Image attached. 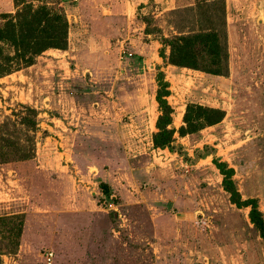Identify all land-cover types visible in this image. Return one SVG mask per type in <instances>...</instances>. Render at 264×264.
Segmentation results:
<instances>
[{
    "label": "rangeland",
    "instance_id": "obj_1",
    "mask_svg": "<svg viewBox=\"0 0 264 264\" xmlns=\"http://www.w3.org/2000/svg\"><path fill=\"white\" fill-rule=\"evenodd\" d=\"M30 1L66 15L68 44L0 77V216L23 220L14 253L0 237V264H264L249 208L230 201L212 162L234 168L264 217V0H225L223 75L159 56V37L177 33L172 11L196 0ZM15 11L0 0V15ZM159 70L174 151L153 143ZM190 103L225 116L182 136ZM21 105L35 127L15 123Z\"/></svg>",
    "mask_w": 264,
    "mask_h": 264
},
{
    "label": "trees",
    "instance_id": "obj_2",
    "mask_svg": "<svg viewBox=\"0 0 264 264\" xmlns=\"http://www.w3.org/2000/svg\"><path fill=\"white\" fill-rule=\"evenodd\" d=\"M14 5V13L0 15V77L33 64L36 57L48 49L65 50L68 44V21L63 12L45 4L35 5L30 0H14ZM172 14L179 17L172 24L177 33L159 37L158 41L162 45L159 56L170 65L214 75L225 74L228 60L225 0H196L195 5L175 9ZM185 20L196 24L197 28L184 29L182 26ZM145 22V33L151 34L149 21ZM157 83L155 98L160 114L155 123L157 131L153 135V143L156 147L174 151L180 146L174 137L176 129L172 122L173 109L166 100L170 94V84L161 70L157 73ZM22 108L24 111L15 114L18 120L15 123L32 124L35 127V111L28 106ZM224 116L225 112L221 108L190 103L186 106L183 125L177 131L182 136L191 134L219 123ZM22 156L28 159L29 154ZM212 162L222 175V187L229 193L230 201L238 208H249L250 222L264 242V217L257 198H242L233 180L234 168L214 156ZM101 188L108 196L107 187L102 184ZM20 217L0 216V228L3 227L0 229V237L7 240L9 253H14L19 245L23 224Z\"/></svg>",
    "mask_w": 264,
    "mask_h": 264
},
{
    "label": "built area",
    "instance_id": "obj_3",
    "mask_svg": "<svg viewBox=\"0 0 264 264\" xmlns=\"http://www.w3.org/2000/svg\"><path fill=\"white\" fill-rule=\"evenodd\" d=\"M51 257H52V253L50 252V253L47 254L46 258H47V260H50Z\"/></svg>",
    "mask_w": 264,
    "mask_h": 264
},
{
    "label": "crops",
    "instance_id": "obj_4",
    "mask_svg": "<svg viewBox=\"0 0 264 264\" xmlns=\"http://www.w3.org/2000/svg\"><path fill=\"white\" fill-rule=\"evenodd\" d=\"M174 66V65H173Z\"/></svg>",
    "mask_w": 264,
    "mask_h": 264
}]
</instances>
